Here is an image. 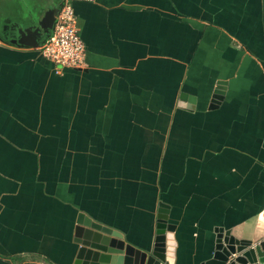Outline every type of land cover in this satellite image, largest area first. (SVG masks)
I'll list each match as a JSON object with an SVG mask.
<instances>
[{
  "label": "crops",
  "instance_id": "0c3cea01",
  "mask_svg": "<svg viewBox=\"0 0 264 264\" xmlns=\"http://www.w3.org/2000/svg\"><path fill=\"white\" fill-rule=\"evenodd\" d=\"M61 4L0 0V264H74L97 228L151 251L161 206L166 264L257 238L264 0L75 1L85 62L58 72L11 39Z\"/></svg>",
  "mask_w": 264,
  "mask_h": 264
},
{
  "label": "water",
  "instance_id": "95a60500",
  "mask_svg": "<svg viewBox=\"0 0 264 264\" xmlns=\"http://www.w3.org/2000/svg\"><path fill=\"white\" fill-rule=\"evenodd\" d=\"M59 10L60 7L53 6L41 19L32 18L25 21L18 29L17 35L11 39L12 43L33 48L41 47L53 32ZM181 98V106L195 107V99L192 96L184 93ZM167 211L162 206L159 208L153 250H143L126 242L123 235L114 230L110 231L115 236L112 238L97 228V231L86 230L85 235L77 237L80 248L74 264H166L164 239L168 228ZM78 221L90 224V220L84 215H81ZM256 237L252 240H240L231 235L229 230L220 233L214 257L202 264H264V229L260 230Z\"/></svg>",
  "mask_w": 264,
  "mask_h": 264
},
{
  "label": "built area",
  "instance_id": "2783aa9c",
  "mask_svg": "<svg viewBox=\"0 0 264 264\" xmlns=\"http://www.w3.org/2000/svg\"><path fill=\"white\" fill-rule=\"evenodd\" d=\"M75 1L62 0L52 34L39 47L43 57L56 64L57 71L63 68H81L86 57V46L79 33Z\"/></svg>",
  "mask_w": 264,
  "mask_h": 264
}]
</instances>
